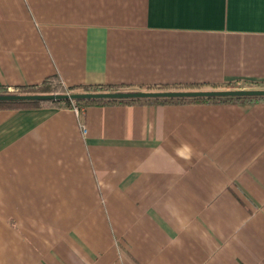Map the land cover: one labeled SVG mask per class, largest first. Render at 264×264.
<instances>
[{
  "label": "crops",
  "instance_id": "crops-1",
  "mask_svg": "<svg viewBox=\"0 0 264 264\" xmlns=\"http://www.w3.org/2000/svg\"><path fill=\"white\" fill-rule=\"evenodd\" d=\"M54 76L264 89V0H0V87ZM0 264H264V101L0 109Z\"/></svg>",
  "mask_w": 264,
  "mask_h": 264
},
{
  "label": "trees",
  "instance_id": "trees-1",
  "mask_svg": "<svg viewBox=\"0 0 264 264\" xmlns=\"http://www.w3.org/2000/svg\"><path fill=\"white\" fill-rule=\"evenodd\" d=\"M212 90H239L240 88L234 85L227 84L220 87L210 86ZM244 89V88H243ZM257 89L255 85L251 83L245 85V89ZM181 90H205L202 85H158V86H146L138 89L127 88L123 86H83V87H70L65 88L61 81L56 77H49L45 79L40 85L21 87L15 92L8 91L5 87H0V95L5 94H52V93H67V92H121V91H181ZM264 101V98H209V99H163V100H136V101H101V102H69V101H7L0 102V109H18V108H70L76 106L80 110L88 105L98 104H179V103H191V104H223V103H254Z\"/></svg>",
  "mask_w": 264,
  "mask_h": 264
},
{
  "label": "water",
  "instance_id": "water-1",
  "mask_svg": "<svg viewBox=\"0 0 264 264\" xmlns=\"http://www.w3.org/2000/svg\"><path fill=\"white\" fill-rule=\"evenodd\" d=\"M264 98V89L246 90H181V91H121V92H67L52 94H5L0 102L7 101H138L163 99H209V98Z\"/></svg>",
  "mask_w": 264,
  "mask_h": 264
},
{
  "label": "built area",
  "instance_id": "built-area-1",
  "mask_svg": "<svg viewBox=\"0 0 264 264\" xmlns=\"http://www.w3.org/2000/svg\"><path fill=\"white\" fill-rule=\"evenodd\" d=\"M72 110L74 111L76 116L79 117V115L81 114V110L76 106H72ZM81 131L83 134L86 132V127L84 125H81Z\"/></svg>",
  "mask_w": 264,
  "mask_h": 264
},
{
  "label": "rangeland",
  "instance_id": "rangeland-1",
  "mask_svg": "<svg viewBox=\"0 0 264 264\" xmlns=\"http://www.w3.org/2000/svg\"><path fill=\"white\" fill-rule=\"evenodd\" d=\"M241 87H243V86H241ZM203 89H206V90H207L208 88H206V87H203ZM10 92H13V91H10ZM14 92H15V91H14Z\"/></svg>",
  "mask_w": 264,
  "mask_h": 264
}]
</instances>
